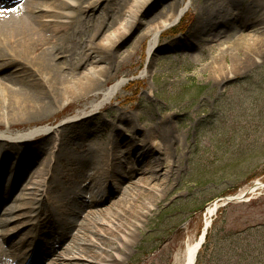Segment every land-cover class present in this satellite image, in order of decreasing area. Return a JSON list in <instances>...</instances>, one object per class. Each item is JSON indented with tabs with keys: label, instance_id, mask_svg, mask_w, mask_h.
Wrapping results in <instances>:
<instances>
[{
	"label": "rangeland",
	"instance_id": "374dc122",
	"mask_svg": "<svg viewBox=\"0 0 264 264\" xmlns=\"http://www.w3.org/2000/svg\"><path fill=\"white\" fill-rule=\"evenodd\" d=\"M131 1L102 0L90 15L93 18L88 19L86 28H79L82 34L78 36L86 45L85 50L103 56L105 64L110 66L99 83L106 80L105 85H110L125 78L121 92L97 112L83 106L91 92L81 97L77 92L41 115L21 113L10 120L12 131L59 126L66 115L86 108L80 117H84L85 125L95 133L85 143L93 141L102 147L116 143V158L111 166L117 178L125 175L131 157H139L135 150L132 154L126 152L133 144L130 136L139 143L142 136H147L148 125L161 135L163 130L171 131L175 141L166 149L174 164L172 175L164 182L162 196L150 207L115 264H174L175 256L186 242H193L201 234L206 222L205 208L215 202L218 209L210 220L195 264H264V188H256L258 182L264 183V0H191L179 22L161 32L149 57L150 37L143 36L166 17L167 6L177 0H153L140 10L135 24L128 28L130 32L106 44V34L124 22ZM67 9L78 13L75 6ZM257 24L261 28L254 27ZM179 25L182 30L172 33V28ZM75 41L66 38L61 44L72 46ZM79 48L76 43L74 49ZM86 59L78 71H87L91 66ZM144 69L147 72L141 75ZM127 120L135 127L125 125ZM5 127L1 125L0 129ZM45 135L33 138L24 152L45 144L52 156L51 166L56 170L54 181L62 186L64 181L56 177L67 168L55 163L59 140L52 135L47 141ZM67 143L75 148L80 141L71 139ZM103 152L89 153L87 159L100 161ZM16 155L12 153L7 159L0 155V165L10 163L16 169V162L23 159L17 160ZM73 155L77 152L71 149L69 156ZM61 158L66 163L67 157ZM155 159L144 158L137 166V177L124 180L122 189L130 188L142 176L141 168H146L147 163L154 164ZM32 167L31 164L26 172H33L36 166ZM72 168L75 176L81 170L85 173L90 170L86 163L74 164ZM101 173L102 169L98 174ZM159 176L160 182L165 181ZM69 182L73 186L71 176ZM23 187L26 183H22ZM241 192L244 193L241 199L224 203L226 197ZM119 193L114 191V197L102 209L112 211L119 207V203L115 204ZM19 213L22 218L8 225L21 229L15 236L26 232L32 235L47 228L45 222L34 227L35 211L30 208L15 214ZM51 216L57 219L62 214L55 208ZM64 217L73 219L70 215ZM68 233L73 235L75 231L70 228ZM10 242L7 240L5 247L11 248ZM65 249L59 252L65 253ZM13 258L14 254L8 255L0 264ZM26 258L28 264L36 261L31 260L32 254Z\"/></svg>",
	"mask_w": 264,
	"mask_h": 264
},
{
	"label": "bare ground",
	"instance_id": "6f19581e",
	"mask_svg": "<svg viewBox=\"0 0 264 264\" xmlns=\"http://www.w3.org/2000/svg\"><path fill=\"white\" fill-rule=\"evenodd\" d=\"M152 1L132 0L126 19L114 31L106 34L105 43L110 45L130 32L128 28L135 24L140 10ZM181 1L171 2L167 6L166 17L144 34L143 38L150 37L148 57L154 52V47H157L161 32L174 25L189 8L191 0ZM101 2L102 0H0V126L6 125L4 129H0V155L7 159L12 153H17V160L25 158L15 175L11 172L13 169L9 167L10 163L0 165V189L4 190L0 192V262L8 255H15V258L4 264H28L25 257L29 254H32V261L36 260L33 264H115L131 236L138 231V226L150 207L162 196L164 182L172 175L174 164L166 147L175 141V136L171 131L164 133V130L161 135L150 125L146 127L149 128L147 136H142L139 143L130 136L133 144L126 152L132 154L135 150L139 157L130 156L132 162L127 166L125 175L120 178L115 176L116 172L111 166L116 158V143L104 147L93 141L85 143L95 133V130H89L85 125L84 117H80V114L88 110L86 108L70 116L66 115V120L59 126L41 125L26 131L11 129L10 120L18 118L21 113L27 111L41 115L77 92L78 97L91 92L83 105L89 107L91 112L99 111L121 92L126 79H118L110 85H105L106 80L99 83V78L106 77L110 66L105 64L103 56L85 50L86 45L78 39L82 34L80 29L84 26L86 28L88 19L93 18L90 15ZM74 6L77 14L68 12L67 8L74 9ZM97 17L102 16L99 13ZM68 18L71 19L64 21ZM254 27L261 28L259 24ZM66 38L76 41L72 46L61 44ZM76 43L80 47L78 50L74 49ZM110 53L111 51L107 54ZM85 59L90 61L91 66L87 71L80 72L78 70ZM146 72L144 69L141 75ZM125 125L135 127L129 120ZM42 134H46L44 139L47 141H50L52 135L59 140L55 163L71 171L69 173L65 170L59 177L57 175L56 179L64 181L62 186L54 181L56 170L51 166L52 156L49 149H45V144L24 152V147L31 145L33 138ZM71 139L79 140L80 143L75 148H70L67 141ZM71 149L77 152L74 157L69 156ZM101 150L104 152L100 154V161L91 162L87 159L89 153ZM62 156L63 159L67 157L66 163H62ZM146 157H156L154 164H145L146 168H141L142 176L132 182L130 188L122 189L123 181L133 180L138 172L137 166ZM84 163L89 165L90 170L87 173L81 170V174L75 176L72 166ZM29 164L36 168L24 175V168ZM101 169L102 173L98 174ZM9 173L12 174L8 175ZM158 175L163 176L165 181L160 182ZM70 176L74 181L73 186L69 182ZM81 182L87 183L81 185ZM22 183H26V187L21 188ZM256 188H264V183L258 182ZM19 189L20 193L16 196ZM118 190L119 199L115 204L119 203V207L112 211L107 208L103 210L102 205L114 197V191L116 193ZM243 196L244 193L241 192L228 197V200ZM24 208L35 211L34 227L45 222L47 228L43 231L36 230L32 235L26 232L23 236H15L21 229L19 226L8 225L22 218L21 213H15ZM55 208L62 214L57 219L51 216V211ZM217 209V202L205 208L206 222L201 234L193 242H186L181 253L175 256L174 264L196 263V252L202 243L204 228L210 225ZM84 212L87 213L83 215ZM64 215L73 216L72 221ZM70 228L74 229L75 234L68 233ZM7 240L11 241V248L5 247ZM64 247L66 252L61 254L59 251Z\"/></svg>",
	"mask_w": 264,
	"mask_h": 264
},
{
	"label": "trees",
	"instance_id": "16d2710c",
	"mask_svg": "<svg viewBox=\"0 0 264 264\" xmlns=\"http://www.w3.org/2000/svg\"><path fill=\"white\" fill-rule=\"evenodd\" d=\"M179 30H182V28H181V25H179L178 27H176V28H172V33H176L177 31H179ZM204 89H202V91H203Z\"/></svg>",
	"mask_w": 264,
	"mask_h": 264
},
{
	"label": "snow or ice",
	"instance_id": "6c2138e0",
	"mask_svg": "<svg viewBox=\"0 0 264 264\" xmlns=\"http://www.w3.org/2000/svg\"><path fill=\"white\" fill-rule=\"evenodd\" d=\"M12 11H14L15 9H11ZM0 11H2V10H0Z\"/></svg>",
	"mask_w": 264,
	"mask_h": 264
},
{
	"label": "water",
	"instance_id": "95a60500",
	"mask_svg": "<svg viewBox=\"0 0 264 264\" xmlns=\"http://www.w3.org/2000/svg\"><path fill=\"white\" fill-rule=\"evenodd\" d=\"M205 233V232H204ZM203 238H204V235H203Z\"/></svg>",
	"mask_w": 264,
	"mask_h": 264
}]
</instances>
